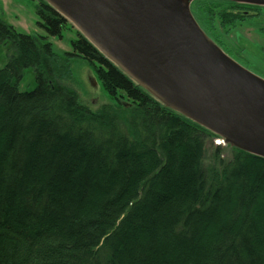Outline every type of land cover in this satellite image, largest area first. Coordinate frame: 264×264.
<instances>
[{"label": "trees", "instance_id": "obj_1", "mask_svg": "<svg viewBox=\"0 0 264 264\" xmlns=\"http://www.w3.org/2000/svg\"><path fill=\"white\" fill-rule=\"evenodd\" d=\"M40 4L41 40L0 20V44L14 49L0 69V264H264V158L229 146L225 159L217 146L206 165L218 135L159 103L78 31L57 56L48 39L69 22ZM222 4L232 11L221 29L249 18L235 2L191 4L220 47L206 22ZM81 57L111 100L99 110L64 84ZM28 68L37 87L20 92Z\"/></svg>", "mask_w": 264, "mask_h": 264}, {"label": "water", "instance_id": "obj_2", "mask_svg": "<svg viewBox=\"0 0 264 264\" xmlns=\"http://www.w3.org/2000/svg\"><path fill=\"white\" fill-rule=\"evenodd\" d=\"M43 1L159 103L264 158V78L210 39L190 9L196 0Z\"/></svg>", "mask_w": 264, "mask_h": 264}, {"label": "rangeland", "instance_id": "obj_3", "mask_svg": "<svg viewBox=\"0 0 264 264\" xmlns=\"http://www.w3.org/2000/svg\"><path fill=\"white\" fill-rule=\"evenodd\" d=\"M40 5V0H0V20L15 27L21 34H28L35 39L41 40L42 36L47 37V33L38 24V22L41 21L40 15H38ZM239 5L251 7V5L246 4ZM252 8H255V6ZM225 10L231 12L232 8L228 6V4L220 5V8L215 11L217 19H215L214 22H206L207 29L210 30V33L220 42L221 47L217 41H215L218 46L233 60H236L242 65H249L255 74L264 78V14L261 16L255 14L259 15L255 16L251 13V15L248 16H255L254 19L249 17L244 22H239L234 28L221 29L220 18L218 17ZM202 19L206 21L209 20L204 15ZM62 36L63 37L48 36V40L52 44L54 53L57 56L65 57L67 53L72 52L74 49L72 47V42L78 39L77 29L69 22V27L63 30ZM13 53L14 49H12L10 45L0 44V69L4 68V66L9 63V59ZM71 69H73L74 77L71 82L65 81L64 84L77 91L82 103L92 111L99 110L106 104H111L107 92L102 88L94 70L84 58H72ZM36 87L35 70L28 68L19 85V91L27 92ZM217 146L223 148L225 159L230 157V147L223 139L208 138L207 156L205 160L206 165L211 164V157Z\"/></svg>", "mask_w": 264, "mask_h": 264}, {"label": "flooded vegetation", "instance_id": "obj_4", "mask_svg": "<svg viewBox=\"0 0 264 264\" xmlns=\"http://www.w3.org/2000/svg\"><path fill=\"white\" fill-rule=\"evenodd\" d=\"M244 7H245V8H244L243 10H236L235 12H236V13H242V14L245 13L246 15H251V13H252V15L259 14L260 16H261L262 14H264V8H261V7H259V6H255L254 9L252 8V6H251V7H249V6H244ZM259 15H255V16H259ZM255 16H249V17L252 18V19H254ZM243 66H244L245 68H248L250 71L254 72V71L250 68L249 65L246 66L245 64H243Z\"/></svg>", "mask_w": 264, "mask_h": 264}]
</instances>
